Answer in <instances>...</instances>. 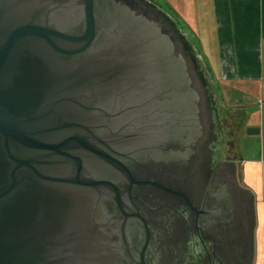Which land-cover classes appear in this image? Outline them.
<instances>
[{"label":"water","instance_id":"water-1","mask_svg":"<svg viewBox=\"0 0 264 264\" xmlns=\"http://www.w3.org/2000/svg\"><path fill=\"white\" fill-rule=\"evenodd\" d=\"M83 1L0 0V264H97L106 234L96 221L110 188L120 196L104 163L117 159L102 146L171 166L197 108H212L219 152L229 142L176 26L175 41L128 3Z\"/></svg>","mask_w":264,"mask_h":264},{"label":"flooded vegetation","instance_id":"flooded-vegetation-1","mask_svg":"<svg viewBox=\"0 0 264 264\" xmlns=\"http://www.w3.org/2000/svg\"><path fill=\"white\" fill-rule=\"evenodd\" d=\"M117 1L151 15L175 41L180 36L154 2ZM196 117L184 153L171 166L130 160L97 143L117 159L103 160L108 179L120 187L119 200L109 187L104 219L96 221L106 234L95 242L97 264H255L253 196L241 184L235 159L219 152L212 108H197ZM133 179H153L175 191Z\"/></svg>","mask_w":264,"mask_h":264},{"label":"crops","instance_id":"crops-1","mask_svg":"<svg viewBox=\"0 0 264 264\" xmlns=\"http://www.w3.org/2000/svg\"><path fill=\"white\" fill-rule=\"evenodd\" d=\"M150 1L169 15L176 13L182 25L196 27L203 48L215 50V67L209 64L213 75L226 82L231 106L260 105L244 117L235 161L254 201L255 264H264V0H160L165 6ZM249 125L260 126V132L249 134Z\"/></svg>","mask_w":264,"mask_h":264},{"label":"rangeland","instance_id":"rangeland-1","mask_svg":"<svg viewBox=\"0 0 264 264\" xmlns=\"http://www.w3.org/2000/svg\"><path fill=\"white\" fill-rule=\"evenodd\" d=\"M160 1V0H159ZM165 6V2L160 1ZM160 5V4H159ZM166 12V10H164ZM167 13V12H166ZM168 14V13H167ZM175 15H169L172 23L182 32L184 38L190 43L194 53L198 56V63L204 68L209 83L213 86L215 95L218 99V110H219V124L220 127L225 131L228 136L229 142L225 144L222 149L224 157L235 159L236 147L238 143V134L240 133V127L243 125L244 117L255 112L257 109L249 110L250 106L246 108H234L228 103L226 82L221 80L219 76L213 75L212 67L210 62L215 64L214 52L212 49H204L201 42L198 39L197 28L188 27L189 25H182L180 18ZM183 21V20H182ZM190 29V30H189ZM215 67V65H213ZM240 99L245 101V98L239 96ZM252 106V105H251ZM255 117V116H254ZM238 172H240L239 165L237 166Z\"/></svg>","mask_w":264,"mask_h":264}]
</instances>
